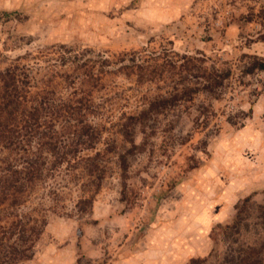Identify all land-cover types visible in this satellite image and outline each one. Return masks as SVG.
Wrapping results in <instances>:
<instances>
[{"label":"rangeland","instance_id":"374dc122","mask_svg":"<svg viewBox=\"0 0 264 264\" xmlns=\"http://www.w3.org/2000/svg\"><path fill=\"white\" fill-rule=\"evenodd\" d=\"M262 21L264 0H0V70L22 57L64 96L74 88L61 74L90 67L100 78L87 87L102 136L81 155L102 153L101 188L82 205V175L39 185L27 206L47 226L25 264H264V70L244 72L264 57ZM133 51L140 61L204 53L207 67L231 72L132 121L173 86L204 81L168 72L140 82L121 58Z\"/></svg>","mask_w":264,"mask_h":264},{"label":"trees","instance_id":"16d2710c","mask_svg":"<svg viewBox=\"0 0 264 264\" xmlns=\"http://www.w3.org/2000/svg\"><path fill=\"white\" fill-rule=\"evenodd\" d=\"M261 13L257 16L263 18ZM254 16L251 13L245 17L246 21L253 20ZM261 23L264 26V21ZM259 37L264 40V31ZM139 53H123L121 58L129 62L125 68L136 73L140 82L154 80L168 72L199 73L195 77L204 78V81H197L195 87L183 83L173 86L174 91L169 97L152 101L140 115L130 117L132 121L143 122L149 111H158L189 99L200 90L213 91L223 85L231 72L216 66L207 67L204 53H201L203 57L179 54L180 62L170 55L163 61L158 56L151 61H140ZM82 56L83 53L76 55L78 62ZM21 58H16L14 63L0 70V264H25L36 254L47 221L29 211L27 202L39 185L53 179L56 189L58 185L64 186L57 181L59 175L66 174L72 179L82 175L83 191L89 195L79 203L92 205L106 175V167L99 162L101 152L81 155L85 150H94L102 136L101 129L89 120L90 114L95 112V104L87 86L96 87L100 79L88 67L89 62L84 60L75 67L78 72L87 66L84 73L60 75L66 85L74 88L68 96H64L54 83L56 76L37 81L27 67L19 63ZM259 69L264 70V57H256L244 72L252 73ZM79 74L85 78L80 90L73 87ZM128 128L124 129V135L134 143V133ZM120 159L125 189L128 165L125 155H120ZM51 193L58 195L54 189ZM4 219L9 220L8 225L2 223Z\"/></svg>","mask_w":264,"mask_h":264}]
</instances>
